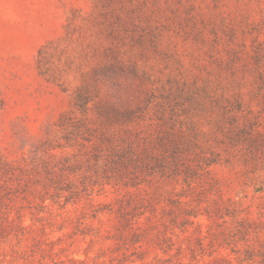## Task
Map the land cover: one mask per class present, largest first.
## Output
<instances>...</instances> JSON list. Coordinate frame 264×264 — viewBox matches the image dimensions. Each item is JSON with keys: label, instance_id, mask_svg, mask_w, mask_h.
<instances>
[{"label": "rangeland", "instance_id": "rangeland-1", "mask_svg": "<svg viewBox=\"0 0 264 264\" xmlns=\"http://www.w3.org/2000/svg\"><path fill=\"white\" fill-rule=\"evenodd\" d=\"M133 230L264 264V0H0V264Z\"/></svg>", "mask_w": 264, "mask_h": 264}, {"label": "trees", "instance_id": "trees-1", "mask_svg": "<svg viewBox=\"0 0 264 264\" xmlns=\"http://www.w3.org/2000/svg\"><path fill=\"white\" fill-rule=\"evenodd\" d=\"M184 227L181 228L183 230ZM142 232H137L133 230L131 234L128 237L123 236L121 238L122 242L119 244L117 243L116 246H124L126 248V251H121L118 256L109 258V264H129V263H135L136 261H140V264H147V262L144 261L148 251L143 248V239H142ZM166 242V241H165ZM161 249L162 252L167 255L165 258L156 257L158 264H192V260L195 259V255L191 252L190 255L186 254V251L184 248L170 240L166 245H160L159 243H156ZM130 247H133V249H136L137 247L139 249L128 251ZM174 248V250L171 252V250ZM186 258V260L184 259ZM87 261L81 260V264H85ZM95 264H98L95 262Z\"/></svg>", "mask_w": 264, "mask_h": 264}]
</instances>
